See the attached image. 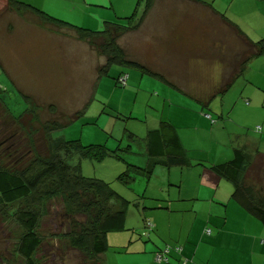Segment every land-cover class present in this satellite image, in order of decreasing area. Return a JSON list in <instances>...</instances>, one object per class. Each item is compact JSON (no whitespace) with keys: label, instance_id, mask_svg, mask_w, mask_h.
<instances>
[{"label":"rangeland","instance_id":"1","mask_svg":"<svg viewBox=\"0 0 264 264\" xmlns=\"http://www.w3.org/2000/svg\"><path fill=\"white\" fill-rule=\"evenodd\" d=\"M87 1L106 5L107 10L94 7L91 11L115 14V8L121 15L119 17H129L137 10L136 18L142 15L147 3V0ZM217 1V5H220V0ZM64 2L68 5L74 1L64 0ZM231 3L233 4L230 8L231 12L241 16L248 26L252 23L250 19L256 13V8L263 2L232 0ZM155 4L145 26L142 25L136 31L122 36L118 42L126 50L128 59L140 61L142 65L150 69V72L121 63L112 65L108 75H102L100 78L99 69L106 63V58L98 55L86 42L74 35L64 36L52 33L49 29L43 28L38 19L22 16L15 10H9L7 1L0 0V88L9 91L2 96L10 113L16 116L28 108L22 96L23 93L31 103L33 102V106L36 105L38 115L35 129L38 130L40 124L52 118L65 119L69 122L68 128L53 134L54 138L63 137L66 140L79 141L84 147L106 145L110 151H114L119 146L121 148L127 146L128 132L135 134L138 141L130 142L132 153L124 154V159H117L113 155L99 159L94 155L97 151V148H94L91 157L77 155L70 161L71 165L81 167L84 177L109 183L114 191L127 199L135 198L136 195L145 196L148 199L177 194L176 189L169 188V170L163 167L156 168L150 181L137 178L131 186H127L119 180V175L125 171L127 163L145 166L143 139L146 137L147 129L158 127L160 120H171L185 134H189L185 141L190 147L195 148L200 147L203 144L202 141H206L209 146L212 141L223 145L224 136L227 144L230 142L232 145L235 140L232 130L240 128L253 130L251 124L254 123L255 118L264 115V79L256 65L251 68L253 70L250 75L245 73L228 92L214 99L211 98V93L220 85L213 82L214 78L199 75L207 72V68H201L206 67L204 63L209 61L215 63L217 59L228 67L225 74L228 77L233 66H238L242 53L246 49L241 39L229 33L225 26L216 23L209 26L210 24H206V21L196 20L189 15V12L183 15L181 5L182 9L186 7L188 10H191L190 6L183 4L178 6L171 0H156ZM173 7H180V10L174 11L177 14H173L174 18L167 21L163 15L166 13L165 16L168 18L170 15L165 8ZM192 10L200 12V9L195 7ZM181 15L183 17H180ZM261 19L264 23V18L261 17ZM174 28L195 32L203 29L200 32L204 41H198V50L194 47L190 50L184 47L182 42L183 38L186 40V37L179 40L177 37L170 36V30ZM98 29L99 25L91 30L99 31ZM196 37L191 41L197 40ZM203 57L206 59L204 60ZM154 72L164 77H166L165 74H169L183 79L178 82H169L156 76ZM121 73L128 77L125 87L118 85L116 81ZM246 79L251 83L253 81L254 84H247ZM242 93L244 94L240 98ZM247 101L249 107H247ZM50 105L58 108L56 115L50 112ZM246 108L251 110L249 111L251 115L245 111ZM203 113L212 114L214 119L219 118V115L223 116L222 119H218L219 128L212 131L210 128L212 118L208 116L204 117L209 120V124L201 118L197 121L194 119V115L201 116ZM192 120L195 126L186 128L185 124ZM204 124L209 127H205ZM16 125L14 124L12 129L18 127ZM191 128L195 130L191 132ZM38 133L34 131L32 136L27 130L21 128L18 136L22 145L20 150L26 147V150L31 148L36 151ZM7 147V143L0 142V156L9 152ZM221 154L219 152L216 156ZM13 156L20 157L16 153ZM170 174L175 176L176 172ZM183 179L185 188L199 195L200 191L196 189L198 186L195 185L191 175L184 173ZM147 201L141 200V202ZM66 202L62 197H56L51 199L50 203L32 206V209L43 213L38 234L44 239V248L35 255L37 262L38 264H97L93 259H88L83 253L71 248L66 237L71 225V218L66 213L69 204ZM192 203L184 204L188 206ZM142 206L140 208L133 205L129 209L124 224L125 231L108 233L109 249L102 257V261L105 258L106 264L123 262L118 259L125 258L123 257L125 249L115 247L117 242L124 241V238L121 239L124 233L134 236L135 241H140L143 246L152 244L151 240L145 237L146 226L143 214L153 210H144ZM160 210L156 209L155 212ZM76 218L79 221L83 220L80 216ZM171 220L174 223L175 234L184 227V233L188 228H192L193 236L200 229L202 217L195 220L192 213L188 212L184 217L174 216ZM4 222L5 224L0 226V251L3 255L0 257V264H18L12 257L15 255L17 241L24 230L13 219L9 221L6 219ZM159 241L166 243L163 238H159Z\"/></svg>","mask_w":264,"mask_h":264},{"label":"trees","instance_id":"2","mask_svg":"<svg viewBox=\"0 0 264 264\" xmlns=\"http://www.w3.org/2000/svg\"><path fill=\"white\" fill-rule=\"evenodd\" d=\"M6 1L9 10H15L22 16L38 19L41 22L40 25L52 33L64 36L74 35L86 42L98 55L106 58V63L99 69L100 78L102 75H108L112 65L121 63L150 72V69L141 63L128 59L126 50L118 42L122 36L136 31L144 24L156 0H147L139 18H136V10L129 17L105 22L100 30L98 29L99 31L76 26L20 0ZM214 10L218 13L215 8ZM225 22L230 23L246 49L242 53L238 66H233L225 81L213 90L212 99L222 97L228 92L233 83L245 74L250 61L264 56V39L253 41L238 25L227 20ZM123 76L126 77L125 84L120 81ZM116 81L118 85L125 87L128 77L121 73ZM4 93L9 91L0 88V142L8 144L7 152H9L0 156V226L5 224L6 219L8 221L13 219L24 230L17 241L16 252L12 257L14 262L38 264L35 255L44 248V239L38 234L43 213L32 209V206H42L56 197H62L69 204L66 213L71 218V225L66 237L71 248L83 253L88 259H93L97 264H106L105 258L102 261V257L109 249L107 235L111 231H125L126 217L133 205L141 208L144 204L142 206L144 210L154 211L143 214L146 226L144 233L148 239L154 231L157 232L155 219L151 217L156 215V209H161L158 211V216H161L165 223L174 216L184 217L188 212L192 213L195 220L202 217L200 223L202 234L209 237L213 236L212 232L216 230L209 223L211 206L218 205L226 211L225 208L229 207V203L234 204L264 226V154L259 150L253 153L247 147L233 146L229 156L220 155L218 160L214 161L210 160L209 150L200 149L190 156L183 146L184 139L178 132V127L171 120H160L158 127L147 129L146 137L143 139L145 166L127 163L125 171L119 175V180L127 186H131L137 178L150 181L156 168L163 167L169 170V188L176 189L177 194L148 199L145 196L134 195L135 198L127 199L114 191L109 183L84 177L81 167L71 165L70 161L77 155L91 157L94 148H97L94 155L99 159L108 158L110 155L117 159H124V154L132 153L130 142L138 141L135 134L128 132L127 146L124 148L119 146L114 151H110L106 145L84 147L79 141L66 140L63 137L54 138V133L68 128V121L52 118L40 124L37 130L34 128L38 115L36 105L33 106V102L31 103L22 93L28 108L14 116L10 113L2 96ZM49 109L52 115L58 113L55 105H50ZM205 115L212 118L213 126H220L218 119H222L223 116L219 115V118L214 119L210 113ZM14 124L18 127L12 129ZM21 128L27 130L32 136L34 131L39 132L36 137L38 144L36 151L31 148L26 150V147L20 150L22 145L18 136ZM255 130L260 132L261 127ZM15 153L20 157H14ZM171 172H176V175L172 176ZM184 173H189L192 180H195V185L200 187L195 186L200 191L199 195L185 188ZM210 175L215 178L216 183L219 179L220 184H215L213 187L206 185L205 181ZM143 199L148 201L141 202ZM185 202L193 203L187 206ZM179 203L182 205H178ZM77 216L83 220H77ZM174 254L184 256L183 246L173 247L167 242L164 247H159L156 259L161 258V260L157 259L158 263H169ZM1 256L3 255L0 251ZM187 263L186 258L181 259V264Z\"/></svg>","mask_w":264,"mask_h":264},{"label":"crops","instance_id":"3","mask_svg":"<svg viewBox=\"0 0 264 264\" xmlns=\"http://www.w3.org/2000/svg\"><path fill=\"white\" fill-rule=\"evenodd\" d=\"M25 3L31 4L35 8L41 9L42 11H45L46 13L57 17L59 19L68 21L76 26H81L84 28H91L96 29L99 25V29L102 27V25L107 21H117L120 18L125 17H119V12L115 10V14L112 12H103V13H97L95 11H91L92 8H101L103 10H107L105 7L106 5H102L100 3L94 4L90 3L87 0H72L73 3L66 4L61 0H22ZM159 1V0H158ZM175 2L176 5L180 6V4L190 6L191 10H188V8L184 7L182 9L181 5V13L185 15L188 12L189 15H192L196 20L200 21H206V24H210L209 26L213 24H218L221 26H225V28L228 30L229 33L233 34L234 36L238 35L236 34V31L231 27L230 23L225 22L230 21L236 25L253 41H259L260 39H264V23L261 17L264 18V0H259L262 3L259 7L256 8V13L253 17H251V24H248V26L245 24L244 19H242L241 16H239L237 13H232L230 9L232 7V0H220L218 4L217 0H199L202 2H198L195 0H171ZM228 4V8L226 9V6ZM156 5V4H155ZM221 6V7H219ZM200 9V12L193 11V8ZM218 11V13L214 10V8ZM177 10H180V7H173V8H165V11L168 12L170 17H166L165 14L163 17L167 19V21H170V19L174 18L177 14L174 11L177 12ZM230 10V11H229ZM153 10L150 12L148 18H146L147 23L149 20V17L151 16ZM172 13V14H170ZM225 19H224V17ZM181 15L180 17H183ZM259 17V18H257ZM256 18V19H254ZM225 20V21H224ZM166 21V20H165ZM166 21V22H167ZM193 21V19L191 20ZM241 22V23H239ZM204 28L205 25H203ZM33 28V26H30V28ZM208 27V26H207ZM207 29V28H206ZM203 29H198V31L194 30H188V29H171L170 36L171 37H177L179 40H182V37H186V40L183 38L182 42L184 43V47L190 48V50H193V47L195 50H198L199 46V40L204 41L202 33ZM197 36V37H196ZM180 37V38H179ZM198 38L197 40L191 41L192 38ZM239 38V37H238ZM166 49H167V45ZM192 47V48H191ZM190 52V51H189ZM188 52V53H189ZM187 53V54H188ZM187 56V55H186ZM260 58H264V56L257 57L256 59H253L248 64V68L246 70V74L250 75L251 71L253 69V66L256 65V68L260 70V74L262 78L264 79V60H259ZM205 60L206 58L203 57ZM141 63L140 61H137ZM218 62V63H217ZM217 63V64H216ZM142 64V63H141ZM204 66L201 68H207V72L202 74H199L202 77H208V78H214L213 81L217 85H220L224 82V79L226 78L225 74L228 69V67L224 66L220 60L216 59L215 63H212L209 61L208 63H204ZM235 67V66H234ZM217 70V71H216ZM162 73L161 71H158ZM154 72V74H157L158 76H163L159 73ZM164 74V73H162ZM166 77L163 79L165 81H179L183 79L182 77H176L171 76L169 74H165ZM229 76V75H228ZM243 77V76H242ZM16 81V80H15ZM247 84H254L253 81H249L248 79L245 80ZM261 82V80L259 81ZM15 83V82H14ZM235 83V82H234ZM233 83V84H234ZM16 85V83H15ZM245 93V92H244ZM242 93V95L244 94ZM248 104V106H247ZM247 104H243L245 107H249V102L247 101ZM248 115H251L249 111H251L249 108H246L245 110ZM203 111H201L202 113ZM205 113L201 114L199 116L198 114L194 115V119L197 121L198 118L203 119L206 123L209 124V120L205 118ZM193 119V118H192ZM189 126L193 127L195 126L194 120L188 122L185 124L186 128H189ZM205 127H209L208 125H205ZM253 127V130L240 128L239 130H232L233 135L235 136L234 143L231 145L230 142L227 144L225 136L223 137V145L220 143H214L211 142V146L206 141H202L203 144L200 147L192 148L186 143V135L184 131L178 129V132L181 134V137H183V146L187 150L190 156H193L194 152L202 150H209L210 160L214 161L216 160L220 155L216 156L219 152H221V155L229 156L231 154V149L233 146L238 147H247L250 151L256 152L259 150L261 153L264 154V115H260L259 117H256L254 120V123L251 124ZM257 127H261V131H256L255 129ZM198 129V127H196ZM210 128L212 131L215 129H218V127L210 125ZM191 132L195 130V128L190 129ZM253 132V133H252ZM230 145V146H229ZM215 147L217 149L215 150ZM224 158V157H221ZM218 160V159H217ZM204 180V179H203ZM217 181V180H216ZM206 185H209L213 187L215 184L219 185L220 180L218 179L217 183L215 182V178L210 175L209 178L206 179ZM204 183V181H203ZM229 189V188H228ZM159 197V196H155ZM160 198V197H159ZM225 200L227 201V196H225ZM226 211L223 210V208L220 206L213 207L211 206L210 210V224L213 225V236H206L205 234H202V226L200 225V229L192 236V228H188L186 233H184L183 228H180V232L178 234H175L174 231V223L170 219L168 223H165L161 216L158 215H151L152 219H155V230L149 240H151L152 244H148L147 246H143L140 241H135V237L131 236L130 234L124 233L122 238H124V241H119L116 243V247L118 249H125L123 253L124 259H118L123 260V262L119 261L117 264H181V259L186 258L188 260L187 264H264V244L262 243V238L264 237V226L262 223H260L255 218H252L251 216H248V214L240 207L229 203ZM159 213V212H157ZM220 216H225L224 218H221ZM156 232V233H155ZM128 238V242H127ZM159 238H163L166 243H162L159 241ZM168 244L175 247L178 245L183 246V253L184 256L176 255L174 254L173 258L170 259L169 263H158L156 259V253L159 250V247H164L165 244ZM109 243V238H108ZM135 243V244H134ZM132 244H134L132 246ZM134 256H133V255ZM132 255V256H131ZM137 255V256H135ZM130 257V258H126Z\"/></svg>","mask_w":264,"mask_h":264},{"label":"built area","instance_id":"4","mask_svg":"<svg viewBox=\"0 0 264 264\" xmlns=\"http://www.w3.org/2000/svg\"><path fill=\"white\" fill-rule=\"evenodd\" d=\"M120 81L122 82V84H125L126 83V77L125 76L121 77V80ZM263 243H264V238H263ZM157 259L158 260H161L160 257H158Z\"/></svg>","mask_w":264,"mask_h":264}]
</instances>
